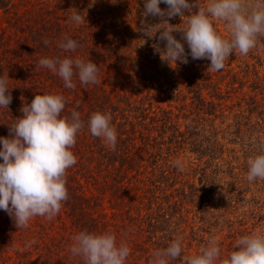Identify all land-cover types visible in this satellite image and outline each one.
Wrapping results in <instances>:
<instances>
[{
	"label": "trees",
	"instance_id": "trees-1",
	"mask_svg": "<svg viewBox=\"0 0 264 264\" xmlns=\"http://www.w3.org/2000/svg\"><path fill=\"white\" fill-rule=\"evenodd\" d=\"M199 3L206 6V0ZM143 6L144 0H0L6 23L0 27V75L8 73L13 98L8 109L0 107V135L9 137V124L22 118L20 109L36 94L66 98L62 115L77 110L85 127L70 149L77 163L66 171L68 200L62 209L77 234L110 232L118 245L125 242L130 248L125 264H150L157 249L178 237L183 257L200 254L213 239L214 225L202 206L206 185L200 190L189 185L188 192L176 188L185 174L173 157L186 149L200 159H214L210 153L218 144L210 140L219 132L213 122L224 116L223 102L235 91L237 75L244 73L232 74L229 89L222 91L221 80L214 83L202 74L210 65L207 59L193 60L189 55L187 64L177 62L175 68L162 63L153 49L159 33L149 37L141 31L142 23L161 21L145 17ZM74 11L85 17L82 24L70 19ZM168 22L184 26L179 16ZM173 35L181 39L180 33ZM65 36L78 41L75 52L58 47ZM44 40L49 41L47 46ZM185 50L189 51L187 44ZM42 57L91 60L99 68L101 82L82 85L74 77L76 87L67 89L62 78L39 65ZM207 90L210 100L202 95ZM160 97L166 107L158 104ZM96 111L112 116L117 131L114 151L87 127ZM187 203L195 209H186ZM219 247L221 259L227 258ZM65 254L74 257L70 249ZM38 255V260L27 259L26 264L46 260ZM170 264L183 261L177 258Z\"/></svg>",
	"mask_w": 264,
	"mask_h": 264
},
{
	"label": "clouds",
	"instance_id": "clouds-1",
	"mask_svg": "<svg viewBox=\"0 0 264 264\" xmlns=\"http://www.w3.org/2000/svg\"><path fill=\"white\" fill-rule=\"evenodd\" d=\"M161 3L167 8L162 9ZM143 15L160 19V23H142L141 31L149 37L159 33V42L153 45L154 54L159 53L162 63L172 68L177 62L187 64L190 55L193 60H209L208 71H220L235 51L246 56L258 46L259 37L264 36V0H208L203 7L199 0L191 3L189 0H144ZM177 16L183 20V27L168 22ZM70 19L82 24L85 17L74 11ZM214 21H224L228 38L218 34ZM173 33H180L181 39ZM43 43L47 46L49 41ZM58 47L75 52L79 44L65 36ZM39 65L62 78L67 89L76 87L74 77L82 85L101 82L99 68L91 60L42 57ZM8 82V73L0 75V107L5 109L13 99ZM65 106L66 98L61 94H36L30 104L20 109L22 118L9 124V137H0L3 161L0 163V210L10 216L18 229H26L29 221L37 216L52 219L68 200L66 171L77 163L70 149L75 146L77 134L85 123L75 109L70 116L62 115ZM111 121L110 113L96 111L90 115L87 127L94 137L103 138L106 146L114 151L117 131ZM247 163V180L250 183L264 180V153L250 158ZM176 166L179 168V161ZM31 243L35 241L29 246ZM237 247L238 250L221 259L218 241L213 238L200 254L183 257L182 238L178 237L167 247L157 249L150 264H170L177 258H181L183 264H264V233L240 237L235 244ZM70 252L80 257L83 264H125L130 248L123 241L118 245L110 232L98 234L85 230L73 237Z\"/></svg>",
	"mask_w": 264,
	"mask_h": 264
},
{
	"label": "rangeland",
	"instance_id": "rangeland-1",
	"mask_svg": "<svg viewBox=\"0 0 264 264\" xmlns=\"http://www.w3.org/2000/svg\"><path fill=\"white\" fill-rule=\"evenodd\" d=\"M214 23L218 34L228 38L229 32L224 21ZM4 26L5 16L0 12V27ZM240 71L244 73L237 75L239 81L232 85L235 91L231 93V98L223 102L224 116L213 122L219 132L218 136L210 140L218 144L210 153L214 159H200L197 154L186 149L173 157L174 161H179L185 174L176 188L188 192L189 185L198 190L206 185L207 198L202 204L205 216L214 225L213 238L222 245L228 256L238 250L235 244L240 237L254 232L264 233V180L251 183L247 180V161L264 153V36L259 37L258 46L246 56L235 51L225 61L222 70L210 72L207 69L202 74L207 73L214 83L221 80L222 91H225L229 89L227 86L231 82V75ZM208 93V90L203 91L202 95L210 100ZM165 101L160 97L158 104L166 107ZM205 117L214 119L213 116ZM179 123L185 124L183 120H179ZM203 143L207 142L203 140ZM203 172L205 177L201 183L199 180ZM185 207L195 209L191 203ZM192 216L189 214L188 217ZM76 235L62 208L50 220L34 217L26 229H18L6 212L0 213V264H26L27 259L34 262L40 258L38 254L46 256L41 264H80V257L71 258L65 254ZM32 241L35 243L29 246ZM48 248H52L51 253H48Z\"/></svg>",
	"mask_w": 264,
	"mask_h": 264
}]
</instances>
